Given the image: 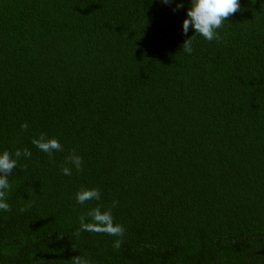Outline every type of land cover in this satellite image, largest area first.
Listing matches in <instances>:
<instances>
[{
	"label": "trees",
	"instance_id": "obj_1",
	"mask_svg": "<svg viewBox=\"0 0 264 264\" xmlns=\"http://www.w3.org/2000/svg\"><path fill=\"white\" fill-rule=\"evenodd\" d=\"M180 2L0 0V152L32 153L8 178L0 264H264V0L191 54ZM73 149L83 171L64 175ZM81 187L101 199L79 204ZM113 201L118 250L76 235Z\"/></svg>",
	"mask_w": 264,
	"mask_h": 264
},
{
	"label": "clouds",
	"instance_id": "obj_2",
	"mask_svg": "<svg viewBox=\"0 0 264 264\" xmlns=\"http://www.w3.org/2000/svg\"><path fill=\"white\" fill-rule=\"evenodd\" d=\"M165 4H171L173 0H162ZM254 3V0H252ZM190 7L187 10V16L183 20V33L187 35L189 28L195 30V34L188 37L182 44V50L188 54L193 51V40L195 35H200L208 41H221L222 37L218 33V29L224 26V22L229 17L242 11L241 0H190ZM183 7V0L176 4L177 10ZM21 129L27 130L28 124L22 123ZM32 144L39 150L47 153L51 158L54 152L63 151V146L55 137H48L46 133H40L38 137L32 139ZM16 159L8 150L0 152V210L11 211V206L7 202V191L11 189L9 176L12 175L13 169L17 167V159L21 156L30 158L32 153L28 148L15 151ZM77 171H83V158L76 154L75 149L65 157L61 166L64 175H71L72 167ZM76 201L83 205L87 201L101 199V193L98 188L81 187L75 196ZM118 201H113L111 206L105 208L103 205H97L91 208L87 213L78 217L79 230L76 232L78 236L80 231L107 234L109 236L119 237L113 243L115 249H119L122 244V237L125 229L122 225L114 223L111 209L116 207ZM27 207L19 209L20 212L27 210ZM103 209V210H102ZM72 264H91V261L82 255L72 257Z\"/></svg>",
	"mask_w": 264,
	"mask_h": 264
}]
</instances>
